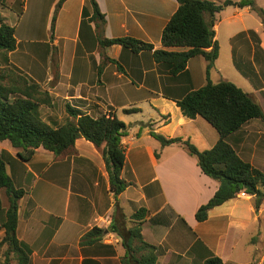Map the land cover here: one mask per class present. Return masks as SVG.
I'll use <instances>...</instances> for the list:
<instances>
[{
  "label": "crops",
  "instance_id": "crops-1",
  "mask_svg": "<svg viewBox=\"0 0 264 264\" xmlns=\"http://www.w3.org/2000/svg\"><path fill=\"white\" fill-rule=\"evenodd\" d=\"M59 1L0 0L2 16L6 21L4 11L15 16L11 25L16 36L20 31L28 41L8 58L20 70L28 67L29 72L37 71L38 79L42 77L36 84L49 93L50 104L41 106V111L51 124L72 120L66 105L95 116L113 108L127 125L122 177L129 186L114 195L102 149L84 138L61 155L40 147L30 161L22 160L9 141L0 142L8 175L17 189L25 191L19 200L17 238L32 250L29 264H122L123 239L109 228L119 222L127 229L134 227L131 216L140 208L148 211L142 224L144 240L164 251L158 264H203L211 254L225 264H246L260 257L261 244L252 241L261 227L255 197L234 198L199 222L196 212L215 195L219 183L202 172L184 147L163 146L151 135L154 131L190 139L200 150L215 146L213 127L201 116L185 117L172 100L206 84L205 59L192 58L185 73L172 76L150 51L136 54L120 45L90 49L80 37L87 0L63 1L52 29ZM97 2L106 16L105 37H132L152 43L155 49L164 48L163 30L178 9L177 0ZM234 145L242 152L248 148L252 157L245 158L252 164L256 155H264L256 151V142L250 144L243 136ZM3 195L4 190L7 209ZM3 219L1 213L0 242L5 236ZM94 227L104 230L102 237L82 245ZM244 232L250 235L249 243L243 242Z\"/></svg>",
  "mask_w": 264,
  "mask_h": 264
},
{
  "label": "trees",
  "instance_id": "trees-1",
  "mask_svg": "<svg viewBox=\"0 0 264 264\" xmlns=\"http://www.w3.org/2000/svg\"><path fill=\"white\" fill-rule=\"evenodd\" d=\"M63 1L65 0H60L56 6L52 29L55 27L56 15ZM177 2L178 9L162 33L164 47L162 49H155L152 43L132 37H105L106 16L102 13L97 0H87V5L83 8L81 41L90 49L97 46L108 48L120 45L136 54L150 51L157 64L172 76L185 73L192 58L203 57L207 62L206 84L172 100L176 102L185 117L204 118L218 132L217 143L211 149L200 150L190 139L166 137L154 131L151 135L163 146L179 144L184 147L187 153L197 160L202 172L219 183L215 195L196 212L199 222L208 219L210 210L237 198L241 192L255 197L254 209L257 212L264 201V170L244 159L238 153L234 141L239 132L251 121L264 120V111L250 93L235 83L227 80L214 83L211 80V71L220 56V45L216 39L215 29L217 14L226 7L239 9L249 7L259 15L264 27V9L259 7L255 0H225L221 4L211 0H177ZM22 11L23 8L19 15H22ZM246 34L255 40L254 55L264 57L259 34L255 30H248L239 33L238 37ZM19 45L16 28L8 24L0 13V52H14ZM170 48L176 50H168ZM253 63H249L250 70L246 71L244 65L237 60L234 51L235 68L250 81L251 74L248 71L254 74L256 72ZM14 75L10 71L0 73V142L9 141L12 147L18 150V156L22 160L30 161L40 147L55 155H61L71 151L76 140L84 138L102 149L110 176L111 191L116 197L122 194L129 186L122 177L126 163L122 137L126 135L127 125L118 118L115 111L94 117L66 105V111L73 120L55 127L41 118L39 106L50 103L40 94H33L34 90L40 92L39 86L22 84L25 80L19 82ZM14 94L19 97L12 100L11 96ZM168 117L169 115H165V118ZM2 190L5 191L8 200L7 209L4 208ZM24 194L23 189L15 187L7 173L6 161L0 155V214L4 215L1 226L5 230L0 248L7 246L4 264L9 263L11 253L16 256L18 264L30 262L31 248L17 238L19 200ZM147 212L146 208H140L131 216L135 224L132 228L127 229L120 223L112 224L109 228L123 239L126 255L122 259V264H158L160 256L164 254L162 247L147 243L143 238L142 224ZM103 233V229L94 227L82 238L81 244L92 243L94 239L102 237ZM203 264H225V262L219 256L211 254Z\"/></svg>",
  "mask_w": 264,
  "mask_h": 264
},
{
  "label": "rangeland",
  "instance_id": "rangeland-1",
  "mask_svg": "<svg viewBox=\"0 0 264 264\" xmlns=\"http://www.w3.org/2000/svg\"><path fill=\"white\" fill-rule=\"evenodd\" d=\"M211 1L221 4L225 0H211ZM233 1H240V0H233ZM255 1L259 7L264 9V0H255ZM4 14L6 17H8L6 22L11 25L14 22L13 17L15 16L11 15L9 11H4ZM216 26H217L216 39L218 40V43L220 45V56L216 61L215 67L211 71V80L214 83H217L221 80H227L235 83L236 85L241 87L244 91L250 93L252 97L255 99V101H257L261 105L264 111V57L258 54L256 56L254 55L255 40L252 36L249 35L248 37L246 34L245 36L238 37V34L241 32L248 30H255L262 37L264 43V27L261 23V19L259 15L256 12L247 8L239 9L235 7H226L223 11L217 14ZM16 37H18L19 40L18 42L21 43L19 46H22L20 48L22 49L24 45H26V42L28 41L22 38L20 31L18 32ZM233 49L236 53L237 60L244 65L243 67L246 69V71L250 70L249 63L251 62L253 63L254 60L253 66L256 71L255 74L248 71L251 74V81L245 78L244 76H242L239 73V71L235 68L233 64V53H234ZM0 62H1L0 73H3V71H10L11 73H13V75L15 74L14 77L16 79L18 78L19 82L25 80L22 84L27 85L29 83V85H36V81L38 79L37 71L35 72L34 70H30L29 72L28 67H27V71L20 70L14 64H12V62L10 63V59L8 58V53L5 51H3L0 56ZM30 75L33 76L34 78L31 77ZM39 78L40 79L38 80H43L42 77L39 76ZM205 78H206V72H205ZM56 79L58 80V76L57 77L55 76L54 81ZM37 85L40 87L39 84ZM39 89L40 92L34 90L33 94H40L41 97H43V99L46 100L50 99V95L47 91L43 90L41 87ZM16 97H19V95L14 94L11 96V99L13 100ZM45 105L46 104H41L39 106V111L41 118L44 121L48 122L43 116L44 113L41 111V106H45ZM109 111H113V108H109L106 111V113H108ZM102 115H104V113L101 112L100 115L97 116L92 115V116L100 117ZM69 121H71L70 118L62 122L57 121L55 125L54 124L53 125L55 127H60ZM211 129H212L211 138L213 140L211 144L213 145L219 139V134L216 132L214 128ZM237 136L240 137L243 136V139H245V141L249 142L250 144L256 142L258 144L256 151L257 152L259 151V153L260 152L264 153V120H253L247 126H245ZM236 149L244 159L250 161V159L245 158V157H250V158L252 157L250 153H248V155L246 153L247 152L246 150L248 148H244V152H242L240 148H236ZM260 155L261 156L256 155V157L253 159L254 165L257 167H261L262 170H264V155H262L261 153ZM3 196H4V202L6 203L7 199L5 195ZM256 215L258 220L260 221L261 227L259 232L256 231L254 232V235L252 236L253 237L252 241L254 243L261 244L260 257H255L253 261L246 264H264V245H263L264 244V201L260 209L256 212ZM120 224L122 225V223ZM249 238L250 235L249 234L247 235V232H244L243 242L249 243ZM6 252H7L6 245L0 248V264L5 263ZM9 257L10 260L8 264H18L16 256L14 254L11 253ZM248 260L249 259H246V261Z\"/></svg>",
  "mask_w": 264,
  "mask_h": 264
},
{
  "label": "built area",
  "instance_id": "built-area-1",
  "mask_svg": "<svg viewBox=\"0 0 264 264\" xmlns=\"http://www.w3.org/2000/svg\"><path fill=\"white\" fill-rule=\"evenodd\" d=\"M248 194L247 193H245V192H241L238 196L239 197H246Z\"/></svg>",
  "mask_w": 264,
  "mask_h": 264
}]
</instances>
